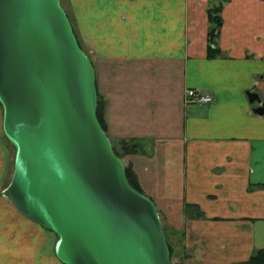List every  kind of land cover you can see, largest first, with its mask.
Here are the masks:
<instances>
[{
  "label": "crops",
  "instance_id": "0c3cea01",
  "mask_svg": "<svg viewBox=\"0 0 264 264\" xmlns=\"http://www.w3.org/2000/svg\"><path fill=\"white\" fill-rule=\"evenodd\" d=\"M67 2L105 132L137 143L121 158L174 227L181 264H230L264 247V110L246 94L264 100V0H226L211 45V0ZM190 87L211 101H185ZM49 231L0 200V264H63Z\"/></svg>",
  "mask_w": 264,
  "mask_h": 264
},
{
  "label": "water",
  "instance_id": "95a60500",
  "mask_svg": "<svg viewBox=\"0 0 264 264\" xmlns=\"http://www.w3.org/2000/svg\"><path fill=\"white\" fill-rule=\"evenodd\" d=\"M0 105L14 147L1 194L55 234L59 261L170 264L153 201L128 183L96 118L93 67L59 0H0Z\"/></svg>",
  "mask_w": 264,
  "mask_h": 264
},
{
  "label": "rangeland",
  "instance_id": "374dc122",
  "mask_svg": "<svg viewBox=\"0 0 264 264\" xmlns=\"http://www.w3.org/2000/svg\"><path fill=\"white\" fill-rule=\"evenodd\" d=\"M211 1H212V3H210L211 5H209L208 9L212 14H214L217 12V11H215V8L221 9L222 4H224V2L226 0H211ZM59 4L62 8L65 7L68 10V12H70L69 3L67 2V0H59ZM63 10H64V8H63ZM67 13L65 12V14L68 18ZM68 20H69V18H68ZM69 23H70V20H69ZM70 25H71V23H70ZM209 27H212V31H214L217 26L214 22H210ZM71 28H72V26H71ZM72 31H73V29H72ZM73 33H74V31H73ZM76 40H77V38H76ZM77 42H78V40H77ZM78 44H79V42H78ZM79 46H80V44H79ZM81 49L84 51V53L88 57L89 52L85 51L82 47H81ZM96 105H98V109H100L102 111V98H101V95L99 93H97V91H96ZM102 119H103V117H102ZM103 124H104V120H103ZM103 130L105 131L104 128H103ZM109 142H110V145L114 148V150H116L119 153L118 157L121 159L123 165H125L126 163L124 160H122L121 156L123 154H125V150H124L125 147L127 149H131L133 147L132 146L133 139H130V140L129 139H121L118 142H116V141L111 142L109 140ZM13 156H14L13 145L7 140L6 137L0 138V200H9L7 197H5L3 194H1V190L6 186V184L8 183V181L10 179L12 167H13L12 166ZM157 214H158V211H157ZM158 216H159L160 223H161L162 233L164 235L166 244L169 247V262H170V264H181L182 263L181 262L182 257H179V253L181 251H179V249H178L179 241L177 240L176 236L173 235V233H172L174 231V227L166 225L165 223H163L164 222L163 218H160L159 214H158ZM49 232H50L49 235L53 234V233H51V231H49ZM53 236H54V240H55V238H56L55 234Z\"/></svg>",
  "mask_w": 264,
  "mask_h": 264
},
{
  "label": "trees",
  "instance_id": "16d2710c",
  "mask_svg": "<svg viewBox=\"0 0 264 264\" xmlns=\"http://www.w3.org/2000/svg\"><path fill=\"white\" fill-rule=\"evenodd\" d=\"M215 11H217V12L212 14L209 11V9L207 8V19L209 20V22H214L217 26L214 31H212V27H208L207 40L209 42V45H211V43L213 42V37L216 35V33L218 31V27L221 23V19H220V15H219L220 8H215ZM209 50H210V48H209ZM95 115H96V118H97L99 124L101 125V127L104 128L103 119H102V111L100 109H98V105H96V108H95ZM132 146L133 147L131 149H127L125 147L124 148L125 152H128V151L130 152V151L136 150L137 143L135 141H133ZM112 150L117 156H119V153L116 150H114L113 147H112ZM123 167H124V174H125V177H126L128 183L133 188H135L136 190L141 192L139 185L137 183L136 177L134 175V172L131 169V166L129 164H125V165H123ZM167 248H168V253H169L168 245H167ZM230 264H264V247L256 248L246 258L236 260V261H232V262H230Z\"/></svg>",
  "mask_w": 264,
  "mask_h": 264
},
{
  "label": "built area",
  "instance_id": "2783aa9c",
  "mask_svg": "<svg viewBox=\"0 0 264 264\" xmlns=\"http://www.w3.org/2000/svg\"><path fill=\"white\" fill-rule=\"evenodd\" d=\"M212 96L205 91L196 88H186L184 100L187 102H210Z\"/></svg>",
  "mask_w": 264,
  "mask_h": 264
}]
</instances>
